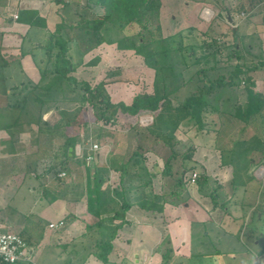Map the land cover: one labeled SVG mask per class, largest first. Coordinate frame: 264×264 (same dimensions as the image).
<instances>
[{"label": "trees", "instance_id": "trees-1", "mask_svg": "<svg viewBox=\"0 0 264 264\" xmlns=\"http://www.w3.org/2000/svg\"><path fill=\"white\" fill-rule=\"evenodd\" d=\"M80 1L56 0V4L62 5L65 15L60 16L61 20L52 32L47 30V19L39 11H19L18 20L21 23L47 30L44 42L29 51H22V55H32L40 80L28 84L23 103L19 106L23 115L33 117L28 120L30 122L35 121L37 111L36 121L40 130H43V125L49 124L43 121V115L58 110L62 119L53 127L49 125V132L55 135L72 124V119L64 120L62 106L78 105L80 110L91 106L96 120L105 124H114L120 115L130 119L125 123L127 150L119 169H115L118 174L113 188L102 189L104 183L111 179V168L90 167L88 161L91 160L86 151L81 156L77 155V146L82 145L84 149L90 146V135L67 136L63 144L64 159L75 160L76 164L85 167L88 179L87 212L98 219L87 227L100 235L95 242L97 251L94 255L103 264H110L113 242L118 231L128 222L127 212L138 207L143 211L163 213L167 204L180 206L188 202L190 196L185 194V190L191 176L186 180L187 173L194 171L198 174L196 183L199 192L210 197L215 207L219 206L215 201L218 191L216 188L213 191L209 189L215 180L207 175L202 164L193 159L194 146L182 143L177 138V131L187 120L192 121L198 130H204L208 112L228 115L248 126L254 116L264 111V94L255 90V82L250 76L253 71L264 70V52L260 49L258 54H254L252 43L244 45L248 55L246 61L240 63L241 59H245L240 50L243 37L240 40L236 37V42L229 46L231 52L222 58L219 46L210 50L217 46L219 40L211 29L205 33L208 39L204 38L200 43H185L183 32L169 37H162L161 33L157 36L160 0H87L90 7L103 9V14L95 18H86L77 10ZM4 3L5 0H0L1 6ZM133 27H137L135 33L131 32ZM114 29L120 32L116 38L112 36ZM221 39L224 41L225 36ZM103 44H117L121 49L134 50L143 58L146 67L154 70L153 93H139L131 104L115 103L106 89V83L92 86L88 81L73 76L83 56ZM77 56L78 61L75 62ZM99 61L100 58H95L87 65L95 66ZM242 87L246 93L243 101L239 98ZM182 91L185 96L180 98ZM177 100L179 103L175 105ZM33 104L37 108H33ZM145 115L153 119L149 125L140 123V118ZM223 127L218 134H224ZM71 149L72 156L69 157ZM150 152L163 158L162 179H172L169 188L162 193H155L156 174L147 167V154ZM221 155L223 165H232L237 174L258 168L264 166V142L253 136L237 142L229 151L222 150ZM178 160H182L184 169L176 176L174 165ZM54 168L58 170L57 185L61 187L63 177L60 174L67 167L65 162H58ZM231 183L239 185L236 176ZM205 188L210 191L205 192ZM63 194L56 193L51 198L52 202L64 197ZM222 206L225 210L227 204ZM110 214L113 215L106 217ZM116 220L121 222L110 232ZM263 253L264 249L260 255ZM192 255L196 254L193 252ZM163 257L166 264L170 253Z\"/></svg>", "mask_w": 264, "mask_h": 264}, {"label": "rangeland", "instance_id": "rangeland-1", "mask_svg": "<svg viewBox=\"0 0 264 264\" xmlns=\"http://www.w3.org/2000/svg\"><path fill=\"white\" fill-rule=\"evenodd\" d=\"M7 2L10 4L6 5V8L10 9L9 12L15 13V15H17V11L20 8L23 9L24 7L29 6H38L43 10H46V7L53 8L50 14V16H54V23L52 21L53 24H51V29H55V24L59 23L61 20L60 16L65 15L61 10L62 5L56 4V0H8ZM0 8L2 9V6H0ZM204 9H208L211 12V19L207 20L203 18L202 13L204 12ZM77 10H79L80 13H83L86 18H95L96 16L103 14V9L99 7H90L87 0H81ZM131 29V32L133 33L137 31V27H133ZM210 29L212 30L213 34L219 37L217 46L215 45L214 47H211L210 50H214L219 46L222 50L220 56L222 58H225L231 52V47L229 46L236 42V37L239 40L243 37L242 43H240V50L245 59H241L240 63L246 61V56L248 55L245 52L244 45L252 43L254 54H258L260 49L264 52V0H206L205 2H199L198 0H160L159 24L157 30L155 29L157 36L161 33L162 37H169L179 32H183V35L185 36V43H200L204 38L208 39V36L205 35V33ZM34 32L32 31L30 33L29 38L35 37ZM119 35V30L114 29L112 36L116 38ZM21 36L24 37V35ZM223 36H225L224 41L221 39ZM22 37L15 38L14 41L16 48L11 47L10 52H15V50V53L18 52ZM146 37L149 38L148 35ZM29 47L30 43L29 41H26L24 49L27 50ZM95 58H100V61L97 65H87L88 62H91ZM77 61L78 56L75 58V62ZM81 61V65H79L78 70L75 72L76 74L73 76H75L78 80L88 81L92 86L99 82L106 83V89L109 92L113 102H131L132 98L137 94L144 91H152L153 89L152 85L154 72L150 70V68L146 67L143 58L136 55L134 50L121 49L119 46H117V44H103L85 55V59L83 56ZM1 62L2 61L0 60V89L1 87H4L5 83V85L11 86V82H9L11 79H5V83L3 84L2 78L8 77L10 72L14 70L18 71V67L13 65L1 66ZM248 63L251 64L250 62ZM31 67L33 68L32 65ZM30 72H32L31 69ZM250 76L255 82V90L264 94V70L253 71L250 73ZM16 95L19 96V93H16ZM179 96L180 98H183L185 96V92H180ZM245 96L246 93L242 87L239 93V98L243 101ZM14 98L15 93L12 95L9 94L7 96L5 93L0 91V113L8 111L5 109V106H8L9 101ZM178 103V100L174 101L175 105ZM61 110L64 112V120L72 119V124L69 128H62L58 131L60 134H57L56 136L57 144H60L62 141L66 140L67 136L76 134H79L80 136L90 135V142L88 143L90 146L88 145L89 147H86V153L92 156V160L88 161V165L90 167H95L100 154H104L107 149H110V143L113 145L115 144L113 147L120 150L127 146V128L125 127V123H127L126 121L130 120L128 117L120 115L114 124H105L104 122H99L96 120L91 106H86V108L82 110L79 109L78 105H71L70 107L62 106ZM32 113L34 114L35 110H33ZM12 115H14L13 120L20 115L19 122L21 123L33 118L32 116L29 117L23 115L21 108L16 109ZM145 117L146 116L140 118V123L141 119H144ZM47 119L48 122L56 124L62 119V115L58 110H51L47 115ZM205 121L207 123V127L204 130H198L190 120L185 121L180 125L179 130L177 131L178 139L184 144H190L192 141H194L198 142L199 146L211 149L215 147L217 143L216 139L219 140L218 143H220V147L226 146V148H231L233 143L236 142V140H238L242 135L244 136L243 138H251L253 135H258L259 138L264 140V111L260 115L254 116L248 126L233 120L232 117L228 115H217L212 112L206 113ZM226 123L229 127H231L232 136H227L226 134L228 132L225 131L223 135H216V132H219ZM37 129L38 128L35 125H26L23 127V130L27 131V134L24 135L23 148L24 150L26 149L24 152H27V148H30V146L37 144V141L30 137L38 131ZM93 144H98L99 146L96 152L92 150ZM204 148L203 150H205ZM76 150L77 155L81 156L86 149L80 145L77 146ZM220 151H222V149H220ZM200 154L202 153L200 152ZM150 159L151 160H149L148 166L152 172L156 173V189L159 191L161 185V179L159 175L161 176V174L156 169H161H154L152 167L155 157L150 156ZM221 161H224L223 158H221ZM156 162H158V166L161 164V168L164 165L163 158H161V162L160 160ZM232 168L234 176L238 178V174L236 171H234L233 166ZM183 169L184 166L182 160H178L174 165L175 175L179 176ZM193 172L194 171L187 173L185 175V179L188 180ZM197 172L200 171L198 170ZM206 173L208 175L207 170ZM252 174L257 177V182H259L258 186L263 194L264 166L253 168ZM211 176L217 180L215 186L218 185L219 187V183L221 182L220 180H222V178L219 176V174L215 175L213 172ZM209 189L205 188L204 191L208 193L210 191ZM77 190L78 192H81L82 189L77 188L76 191ZM216 190L218 191V197L215 201H217L219 205L217 212L223 213L224 211L222 204L226 203L228 205L226 198L231 195L232 191L230 188H227L225 191L222 190V188L220 190ZM197 191V183H191L189 181L188 188L185 190V194L190 196L192 193H194L196 199H198L200 197H197L195 194ZM210 200L211 202L213 201L211 198ZM210 200H194L193 202H189L188 205L186 202L183 204V207H181L180 213L182 214L184 212L182 216L185 214L189 219H191V217L194 218L195 216L201 217L202 214L203 216L209 215V213L212 212L215 207L214 203H211ZM39 203L40 202H36L34 199H32L26 204V206H22V210H33V212L36 213L41 208ZM68 205L71 208L70 210L77 214L78 218L81 216H83V218L85 217V224H93L92 221H95V216L91 214L88 216L84 206L78 207L80 209L77 211L74 208L75 205ZM186 205L187 208H185ZM226 208H229V205ZM263 208L264 205L260 206L258 211L263 212ZM54 213V221L58 222L61 218V214L57 211ZM197 213H199V215ZM260 214L261 213H258V218ZM216 215L218 216V214ZM30 216L31 215H29V219H31ZM258 218L256 221L250 224L249 229L258 233V240L261 242L262 238L264 240V218L261 221L258 220ZM62 219L65 225L52 230L48 229L46 220H40L41 229L38 240L44 241L41 242L42 244L40 243V246L36 245L34 247L36 248V259H34L29 264H84V261L87 258L95 256L94 252L97 251L95 242L99 240L100 235L96 231L89 228L87 231H85L86 234L83 236L84 238L82 237L77 243L72 244L70 248H68L69 245L67 248H65L63 245L66 244L67 240L64 238L63 232L65 230H74L72 227L75 223V218L73 216H64ZM221 225L223 226L224 224L220 220L214 221V223L209 222L207 224L195 223L193 226V246L194 253L197 256L196 259L190 263L186 258L175 256L170 264H257L256 249L258 250L259 248L252 244V246L249 245L251 251L246 250L239 237L235 235L228 236L224 230V227H220ZM79 232V230H76L75 234ZM124 241H126V238H124L123 242ZM202 241H204V245L202 244ZM254 242L255 241H253V243ZM167 243H169V245L171 244L170 239ZM217 249H219L221 252L215 254ZM198 253H203L204 256L197 255ZM119 255L120 249H117L110 258V264H118L114 261L122 257ZM237 258L242 259L241 262L239 261L240 259L235 261ZM120 264L131 263L125 262Z\"/></svg>", "mask_w": 264, "mask_h": 264}, {"label": "crops", "instance_id": "crops-1", "mask_svg": "<svg viewBox=\"0 0 264 264\" xmlns=\"http://www.w3.org/2000/svg\"><path fill=\"white\" fill-rule=\"evenodd\" d=\"M7 1L8 0H5L2 9L0 8V60L2 61L1 66L13 65L18 67V71L14 70L10 72L8 77L2 78L3 84L5 83V79H11L9 81L11 82V86H7L5 83L4 87H1L0 89V91L7 96L15 93V98L9 101L8 106H5V109L8 111H2L3 113H0V225L3 230L17 232L24 237L32 251L33 261L36 259V248L34 247L36 245L40 246V243L44 241L38 240L41 229L40 220H46L48 229L52 230L49 226L51 223H57L54 221L53 217V214H55L54 212L56 211L61 214V218L58 222L63 221L62 218L64 216H73L75 218V223L72 227L74 230H65L63 232V236L67 240L66 244L63 245L65 248H67L68 245V248H70L72 244L77 243L83 236H85V231L88 230L87 226L91 224H85V217L83 218V216L78 218L77 214L70 210L71 208L68 204L75 205L74 208L77 211L80 209L78 207L84 206L87 212L88 179L84 166L76 164L75 160L66 161L64 159L63 144L65 140L60 144H57L56 136L60 133L55 135L49 132V127H53L56 124L49 122V124L43 125V130H40V126L36 121L38 116L37 111L36 118L34 119L35 121L21 123L19 122L20 115L13 120L14 115H12V113L20 108L18 103H23L24 92L27 91L28 84H35L40 80V73L32 55L29 53L27 55H22L24 45L26 41H29L30 47L26 50L29 51L44 42L46 35L45 32L47 30L51 32L54 31V29H51V24L54 23V16H50L53 9L51 7H46V10L41 9L38 6L24 7L23 9H34L39 11L41 16L47 19V30L31 28L28 24L21 23L18 19L16 20L14 18L15 13L9 12L10 9L6 8V5L10 4ZM20 10H22V8L17 11V15ZM32 31L34 32L35 37L29 38ZM21 35H24V37ZM18 37H22L18 50L19 53H15L16 50L15 52H10L11 47L16 48L14 40ZM30 69L32 72H30ZM152 71L154 72V70ZM75 74L76 73H74V75ZM147 92L151 94L153 93V89L152 91ZM16 93H19V96H17ZM133 98L131 102L124 103L131 104ZM33 108H37V106L33 104ZM48 113L43 115V121L48 122ZM145 116L150 117V115ZM12 124V127L6 128ZM26 125H35L37 126L38 131L30 136L33 140L37 141V144L30 146V148H27V152H24L26 149L24 150L23 148V142L24 135L27 134V131H24L25 129L23 130V127ZM224 125L223 128L225 129V132H228L226 135L231 137V127H229L227 123ZM217 134L218 132H216V135ZM253 136L264 142V140L259 138L258 135ZM243 137V135L240 136V138L233 143L231 148H226V146L220 147L218 139H216L217 143L212 149L199 146L198 142H191L194 146L193 159L206 168L208 176L214 179L215 183H217V180L211 176L212 172L215 175L219 174L222 178L219 183L220 188L218 185L215 186L214 183L211 184L210 190L213 191L215 188L219 190L222 188L224 191L227 190V188L231 189V195L227 198L225 197L229 208L223 210V213H218V207H214L209 215L203 216L202 214L201 217L195 216L194 218L191 217V219H189L185 214L182 216L184 212L182 214L180 213L183 204L180 206L167 204L163 213L143 211L138 207H133L126 214V220L128 222L117 233L113 242L114 250L110 255V258L117 249H120L119 256L122 257L114 261L118 264L125 262L131 264H165L163 255L169 252L170 258L166 264H170L175 256L186 258L191 263L197 257L196 255H192L194 252V224L214 223V221L220 220L224 224L220 227H224L228 236L235 235L239 237L246 250L251 251L249 247L252 246V244L257 246L259 249H256V263L264 264V253L260 255L264 249V240L262 238L260 242V240H258V233L249 229L250 224L257 220L258 213H261L258 220L261 221L264 218V208L263 212L258 211V208L264 205V193L262 194L261 189L258 186L259 182H257V177L252 174L253 168L248 171H239L237 178L239 185L232 184L231 182L234 178L232 165H223L221 161L222 157L220 155V149L229 151L237 142L250 139V137ZM109 145L111 146L110 149H107L104 154H100L98 159L99 162H95L96 168H111V179L104 183L102 187L103 190L109 186L113 188V183L118 174V172H115V169H119L127 150V146L120 150L113 147L115 144L113 145L110 143ZM203 148L205 150H203ZM84 151H87V149ZM200 152L202 154H200ZM86 155L88 154L86 153ZM71 156L72 149L69 152V157ZM150 156L155 157L152 167L154 169L160 168L161 170H156L161 173L164 165L162 168L161 164L158 166V162L156 161L160 160L161 162V158L153 152L147 154V167L149 171L152 172L148 166V162L151 160ZM58 162H65L67 167V169L64 170L66 177L61 179V187H58L57 185V181L59 180L56 177L58 170L54 168L55 164ZM159 177L161 179L159 191L156 189V180L154 179L155 193H162L163 190L169 188V185H171L172 182V179L164 181L162 176L159 175ZM250 178L251 180L249 181ZM77 188H81V192H78V190L76 191ZM60 192L64 193V197L52 202L51 198L55 196L56 193ZM195 194L200 198L196 199V196L192 193L187 205L194 200H210V197L202 194L199 190ZM30 198L31 200L34 199L36 202H40L39 204L41 205V208L36 213H34L33 210H22V206H26V204L31 201ZM187 205L185 208H187ZM87 214L90 216L88 212ZM197 214L199 215V213ZM216 214H218V216ZM29 215H31V219H29ZM112 215L113 214L106 215V217H111ZM94 219L95 221L92 222L96 223L98 219L96 217H94ZM120 222V220H116L114 225L111 226L110 232ZM76 230H79L80 232L75 234ZM124 238H126V241L123 242ZM169 239L172 245L167 243L169 242ZM253 241L255 242L253 243ZM203 243L204 241H202V244ZM220 252L221 251L217 249L215 254ZM197 255L204 256L203 253H198ZM239 259L240 258H237L235 261ZM241 260L242 259L239 261L241 262ZM84 264L103 263L95 256H92L87 258L84 261Z\"/></svg>", "mask_w": 264, "mask_h": 264}, {"label": "built area", "instance_id": "built-area-1", "mask_svg": "<svg viewBox=\"0 0 264 264\" xmlns=\"http://www.w3.org/2000/svg\"><path fill=\"white\" fill-rule=\"evenodd\" d=\"M203 18L209 20L212 18V14L208 9H204L202 13ZM15 19H18V15H15ZM152 117H145L141 119L142 125H149L152 122ZM98 144L92 145V150L96 152L98 150ZM81 151V149H80ZM89 160H92V156H88ZM61 177L66 176L63 172L60 174ZM198 174L193 173L191 175V183L196 182ZM65 223L63 221L57 223H51V229H57L63 226ZM26 262H32V251L28 242L24 237L17 232L5 231L0 225V264H22Z\"/></svg>", "mask_w": 264, "mask_h": 264}, {"label": "water", "instance_id": "water-1", "mask_svg": "<svg viewBox=\"0 0 264 264\" xmlns=\"http://www.w3.org/2000/svg\"><path fill=\"white\" fill-rule=\"evenodd\" d=\"M231 19V18H230Z\"/></svg>", "mask_w": 264, "mask_h": 264}]
</instances>
